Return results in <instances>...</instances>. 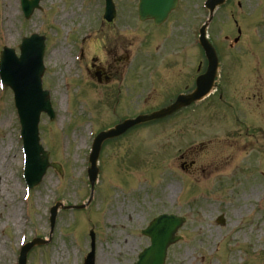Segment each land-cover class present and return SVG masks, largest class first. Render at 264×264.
<instances>
[{
  "label": "rangeland",
  "instance_id": "1",
  "mask_svg": "<svg viewBox=\"0 0 264 264\" xmlns=\"http://www.w3.org/2000/svg\"><path fill=\"white\" fill-rule=\"evenodd\" d=\"M118 2L124 9L127 4H134V0ZM200 2L192 0L195 17L193 12L188 14L190 24L193 23L191 36L196 34L195 25L206 19L199 8ZM89 3L84 0H44L42 9L26 20L20 0H0V12L6 4L14 10L7 39L4 36V12L0 13V47L17 45L22 33L39 31L45 34L48 67L45 84L52 91L57 113L52 122L47 116L42 117L41 139L45 148L51 151L50 159L62 164L63 173L49 168L41 183L30 190L28 204L18 211L29 219L22 230L29 238L35 235L50 238V207L57 200L80 204L89 199L86 171L94 137L90 135L93 130L89 124L99 133L107 126L106 117L113 118L106 114V103L100 101L107 89L112 90L111 85L103 88L86 73L79 79V71L73 64L75 44L72 41L80 39L93 25L100 4L99 0ZM176 19L172 18L168 26L176 25ZM239 29L240 39L235 42ZM208 32L221 58L217 90L213 93H225L228 97L224 100H229L230 104L233 96L239 98L241 114L248 117L244 119L264 127V117L259 115L264 114V0H228L216 11ZM176 36L181 37L175 48L180 51L179 56L174 58L170 54L166 58V52L159 57L165 58L163 70L180 74V66L175 72L173 70V59L188 68L202 55L199 48H188L190 38L186 33ZM101 38L103 36L99 39L95 36L87 44L88 53L89 47L97 51ZM137 40L139 38L133 39V55L139 49ZM195 42L196 38L193 44ZM167 45L170 49L169 41ZM87 58L90 59L88 55ZM133 61L137 67L136 59ZM148 68L146 63L145 69ZM66 75L76 78L71 80L70 89L62 83V77ZM12 94L8 89L0 90V264H17L21 230L12 221L7 223L6 216L15 206L21 205L20 195L25 197L29 191L21 177L22 140ZM207 105L201 110L181 113L166 123L135 130L124 139L105 145L91 207L73 212L61 209L50 242L31 249L27 264H83L90 250L88 230L92 226L91 229L98 233L96 264L103 254L110 258V264H133L139 252L150 244L142 229L163 212L187 217L179 231L183 240L170 247L166 264H264V237L258 242V233L264 230V213L259 212L257 205L260 200L264 206V178L259 182L255 181L254 175L249 180L244 179L247 162L252 165L251 161L255 164L256 159L264 165L263 140L256 143L255 151L241 148L240 164L233 170L223 167L213 170L211 175H203L199 167L189 174L181 168L180 150H192L198 165L206 158L217 163L215 157L221 160L226 150L216 138L226 135L230 129L239 131L232 110L222 109L223 118L217 123L216 116L207 113L212 110ZM249 124L254 129L255 123ZM258 172L256 169L257 176ZM220 181L226 183L224 187H219ZM13 184L18 186V192L10 189ZM171 186L176 188L174 192ZM182 187L186 188L184 197ZM252 188L255 189L253 194ZM30 203H33L32 210ZM31 211L35 216L32 217ZM221 213L227 218L224 226L216 222ZM124 240L134 241L130 249L121 247ZM186 252L190 255L185 256Z\"/></svg>",
  "mask_w": 264,
  "mask_h": 264
},
{
  "label": "water",
  "instance_id": "2",
  "mask_svg": "<svg viewBox=\"0 0 264 264\" xmlns=\"http://www.w3.org/2000/svg\"><path fill=\"white\" fill-rule=\"evenodd\" d=\"M221 1L222 0H214L211 8H213L215 4ZM163 2L164 0H144L145 5L149 4V6H145L144 8L151 9L152 5H158V7H160ZM171 2H173V5L176 4V0H171ZM204 31L205 30H203V32ZM202 43L206 48L207 55L210 60V65L208 72L199 78V87L196 91L195 98H200L211 90L218 66V58L214 48L204 38L202 40ZM12 79L14 80L15 77H12ZM35 130L36 128H33L32 133L35 132ZM32 133L30 132L27 134L26 131L24 133L27 151L33 150L35 148V145L33 143L34 133L33 135ZM46 162L47 153L43 152L42 157H38V161H35L33 159L29 164L33 167V164H37V168L43 170L44 164ZM180 224L181 219L175 218L174 216L162 215L159 218L155 219L152 222L151 226L147 230H145V233L149 234L152 237L153 244L140 255V261L136 264H163L168 245L177 239L174 234Z\"/></svg>",
  "mask_w": 264,
  "mask_h": 264
},
{
  "label": "bare ground",
  "instance_id": "3",
  "mask_svg": "<svg viewBox=\"0 0 264 264\" xmlns=\"http://www.w3.org/2000/svg\"><path fill=\"white\" fill-rule=\"evenodd\" d=\"M9 7V10L7 11ZM5 14L3 15V18L5 19L6 25H5V29H6V34L5 37H8L9 34V24H10V20L12 17V14H14V10L12 9L10 4H6L5 7ZM15 190L16 192H18V186H16V184H13L10 189ZM172 192H174L176 190L175 187L171 186ZM22 206L21 205H17L14 207V209L11 212H8L7 214V223H9V221H12L15 225L16 228H18L19 230H21V228L24 227V221L22 220L21 216H23L22 213H18V211H21ZM3 216H1L2 218ZM263 233V231H262ZM123 245L121 246L123 249L128 250L132 247V244H134L133 240H124L123 241ZM190 254H188V252L185 253V256H188ZM53 261L55 259V256L53 255L51 258ZM55 264V263H54ZM99 264H110V258L103 254V256L100 257L99 260Z\"/></svg>",
  "mask_w": 264,
  "mask_h": 264
},
{
  "label": "flooded vegetation",
  "instance_id": "4",
  "mask_svg": "<svg viewBox=\"0 0 264 264\" xmlns=\"http://www.w3.org/2000/svg\"><path fill=\"white\" fill-rule=\"evenodd\" d=\"M116 53L114 54L113 57H111L105 64V68H104V71L105 73L112 78H114L116 76V73L118 70L117 69V63L118 61L122 60V57H117L115 56Z\"/></svg>",
  "mask_w": 264,
  "mask_h": 264
}]
</instances>
